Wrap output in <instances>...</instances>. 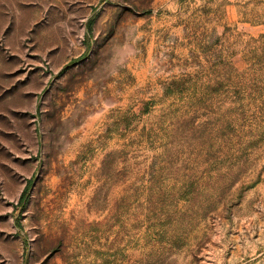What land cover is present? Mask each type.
I'll return each instance as SVG.
<instances>
[{
  "label": "rangeland",
  "instance_id": "1",
  "mask_svg": "<svg viewBox=\"0 0 264 264\" xmlns=\"http://www.w3.org/2000/svg\"><path fill=\"white\" fill-rule=\"evenodd\" d=\"M0 264H264V0H0Z\"/></svg>",
  "mask_w": 264,
  "mask_h": 264
},
{
  "label": "trees",
  "instance_id": "2",
  "mask_svg": "<svg viewBox=\"0 0 264 264\" xmlns=\"http://www.w3.org/2000/svg\"><path fill=\"white\" fill-rule=\"evenodd\" d=\"M92 22H93V20H89V22L87 24L88 25V31H89L88 33H90V31H91V24H92ZM31 185H32V181H29L28 182V185L26 186V189H25L23 195L21 196V202H23L25 200L26 195H27V192L30 189Z\"/></svg>",
  "mask_w": 264,
  "mask_h": 264
}]
</instances>
